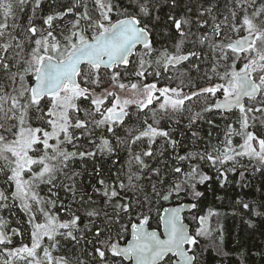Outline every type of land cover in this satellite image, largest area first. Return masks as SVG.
<instances>
[{"label":"snow or ice","instance_id":"snow-or-ice-1","mask_svg":"<svg viewBox=\"0 0 264 264\" xmlns=\"http://www.w3.org/2000/svg\"><path fill=\"white\" fill-rule=\"evenodd\" d=\"M125 260L264 264V0H0V264Z\"/></svg>","mask_w":264,"mask_h":264},{"label":"trees","instance_id":"trees-1","mask_svg":"<svg viewBox=\"0 0 264 264\" xmlns=\"http://www.w3.org/2000/svg\"><path fill=\"white\" fill-rule=\"evenodd\" d=\"M181 201H172L171 203L168 202H163V206L167 205V204H175ZM162 206V207H163ZM162 207H160V205H157L152 212V219L150 221V228H157V217L158 215H160L161 209ZM157 209L159 210L157 212ZM210 209L212 210H218L221 213H231L232 209L229 206L228 202L225 201H221V200H217L215 199V197L209 193L208 195V199L205 202V204H203L201 206V208L199 210H191V211H197L199 215H205ZM184 217L186 218L185 221L190 225V230H194L196 227V224L192 223L191 220V214L190 212L185 213ZM221 222L224 224V227L226 229V240L229 244V246H232L233 241L236 238H242L247 240L248 239V232L246 230V225H244L239 216L237 217H233L231 215H227V216H222L221 217ZM210 223H214V221H210ZM129 234L126 236L125 241L128 239ZM261 238L259 236V234L257 233L256 236L253 238L251 242H260ZM208 241L205 239H201V244L205 245L207 244ZM123 264H130V263H126L123 261Z\"/></svg>","mask_w":264,"mask_h":264},{"label":"water","instance_id":"water-1","mask_svg":"<svg viewBox=\"0 0 264 264\" xmlns=\"http://www.w3.org/2000/svg\"><path fill=\"white\" fill-rule=\"evenodd\" d=\"M180 203H182V202H178V203H175V204H167V205H165L162 209H161V212H160V215H164V209H166V208H170V207H176V206H178V204H180ZM184 203V208L182 209V212H181V215L184 217V214L185 213H188V212H190V210H189V208H188V206H187V201H184L183 202ZM185 223H186V225H188L189 226V230H190V225L185 221ZM149 230H157V228H150L149 227ZM160 231H162V229H159ZM131 239V235L129 234V237H128V239L127 240H130ZM126 240V241H127ZM131 264H132V262H131Z\"/></svg>","mask_w":264,"mask_h":264},{"label":"rangeland","instance_id":"rangeland-1","mask_svg":"<svg viewBox=\"0 0 264 264\" xmlns=\"http://www.w3.org/2000/svg\"><path fill=\"white\" fill-rule=\"evenodd\" d=\"M208 213V212H207ZM207 213L205 214V215H207ZM215 220V218L213 217V218H211V220L210 221H214Z\"/></svg>","mask_w":264,"mask_h":264},{"label":"bare ground","instance_id":"bare-ground-1","mask_svg":"<svg viewBox=\"0 0 264 264\" xmlns=\"http://www.w3.org/2000/svg\"><path fill=\"white\" fill-rule=\"evenodd\" d=\"M163 207H164V206H163ZM163 207H162V208H163ZM190 231H191V230H190ZM125 262H130V261L125 260ZM130 264H131V262H130Z\"/></svg>","mask_w":264,"mask_h":264},{"label":"flooded vegetation","instance_id":"flooded-vegetation-1","mask_svg":"<svg viewBox=\"0 0 264 264\" xmlns=\"http://www.w3.org/2000/svg\"><path fill=\"white\" fill-rule=\"evenodd\" d=\"M125 262V261H124ZM126 263H130V262H126Z\"/></svg>","mask_w":264,"mask_h":264}]
</instances>
